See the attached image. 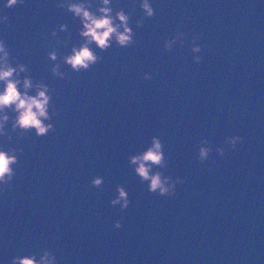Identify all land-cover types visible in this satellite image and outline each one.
Wrapping results in <instances>:
<instances>
[{
    "label": "water",
    "instance_id": "95a60500",
    "mask_svg": "<svg viewBox=\"0 0 264 264\" xmlns=\"http://www.w3.org/2000/svg\"><path fill=\"white\" fill-rule=\"evenodd\" d=\"M59 2L7 8L0 0V16L8 17L0 38L33 83L55 89L54 132L0 136V147L23 149L11 186H0V264L33 252L39 258L45 248L57 264H264V0H150L155 15L141 27L140 0H112L113 14L130 13L136 43L113 41L101 51L93 42L103 59L80 72L62 57L84 42L82 25ZM177 31L184 43L166 51L165 39ZM196 35L200 53L191 51ZM53 47L56 61L47 55ZM57 63L66 78L51 73ZM5 112L10 130L15 113ZM229 135L243 140L229 148ZM153 136L164 145L163 174L184 180L174 195L149 192L130 163ZM202 137L213 148L203 162ZM94 176L103 177L99 188ZM117 184L129 194L123 211L110 203Z\"/></svg>",
    "mask_w": 264,
    "mask_h": 264
},
{
    "label": "clouds",
    "instance_id": "9594fccd",
    "mask_svg": "<svg viewBox=\"0 0 264 264\" xmlns=\"http://www.w3.org/2000/svg\"><path fill=\"white\" fill-rule=\"evenodd\" d=\"M25 0H6L5 7L12 8L17 4H24ZM101 3L103 6H101ZM58 7L67 8L75 17L79 18L82 27L79 29V35L85 40L79 47L73 45L71 54L62 57L64 64L71 67L72 71L80 72L88 70L92 65L102 60L103 57L98 55L89 45L93 42L101 50L106 51L112 46L113 41L120 47H127L135 44L134 31L129 24L130 13L123 8L115 10L113 14L112 0H99L95 4L93 10L92 0H60ZM140 8L143 10L144 16L136 20L137 27H141L144 18L153 17L155 9L150 0H140ZM7 15L0 16V21L7 22ZM118 21V22H117ZM68 25L61 23L59 29L66 31ZM51 35L57 36L56 29H52ZM200 38L199 35L192 37L191 51L192 53H200L202 46L196 43ZM179 40L182 45L185 40V33L177 31L171 38L165 39L164 48L166 51H171L173 44ZM59 42V41H58ZM48 57L52 61L57 60V50L53 47L48 51ZM12 60H17L11 55V51L6 45L4 39L0 38V82H3V87L0 89V136H5L8 141L13 139L12 133H16L20 137L26 136L33 129L36 136H46L49 131H55V126L51 122L49 115V101L52 99V92L47 83L37 81L33 83V78L29 75V69L23 62L12 63ZM193 60L196 63L201 61L200 55H194ZM60 64H52L50 71L53 76L58 78H66V73L60 70ZM24 73L21 90V76ZM145 79H151V74L145 72ZM35 88L36 94L30 95L28 89ZM5 109H10L15 113L12 119L10 130L5 128V123L9 121V115ZM52 115H58L59 110L55 104H51ZM47 121V123L45 122ZM243 137L239 135H229L225 137V142L229 148H235L238 141H242ZM163 142L157 136L152 137V144L142 153L131 155L130 163L136 165L134 171L140 178L141 182H147L148 191L161 196L174 195L177 183H183L184 180L180 176L173 179L170 175H164L161 169L167 166V159L163 151ZM22 148L0 147V186H11V182L15 176V168L13 165L18 164V152H22ZM213 151L206 137L201 138L198 148L197 159L201 162L209 159V154ZM215 151L223 156L225 149L222 146H217ZM153 165L159 166L156 171H153ZM103 177L94 176L90 181L91 185L99 188L102 185ZM119 195L110 200L111 205L119 204L123 211L130 204L129 194L125 187L117 184ZM4 189L0 187V191ZM121 219L114 221V227L120 228ZM11 264H57L55 253L49 249H42L39 258L37 253L15 255L11 258Z\"/></svg>",
    "mask_w": 264,
    "mask_h": 264
}]
</instances>
